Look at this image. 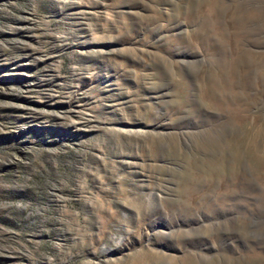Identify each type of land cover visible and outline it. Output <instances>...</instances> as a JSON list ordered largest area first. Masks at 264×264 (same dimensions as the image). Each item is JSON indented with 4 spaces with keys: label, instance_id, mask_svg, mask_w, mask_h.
<instances>
[{
    "label": "rangeland",
    "instance_id": "obj_1",
    "mask_svg": "<svg viewBox=\"0 0 264 264\" xmlns=\"http://www.w3.org/2000/svg\"><path fill=\"white\" fill-rule=\"evenodd\" d=\"M0 264H264V0H0Z\"/></svg>",
    "mask_w": 264,
    "mask_h": 264
}]
</instances>
